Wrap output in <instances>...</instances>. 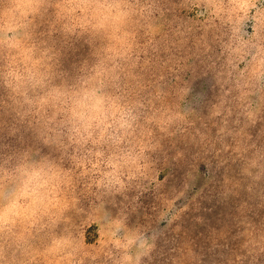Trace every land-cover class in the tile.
Instances as JSON below:
<instances>
[{"label":"rangeland","instance_id":"rangeland-1","mask_svg":"<svg viewBox=\"0 0 264 264\" xmlns=\"http://www.w3.org/2000/svg\"><path fill=\"white\" fill-rule=\"evenodd\" d=\"M21 48L42 83L0 77V264H264V0H0V73Z\"/></svg>","mask_w":264,"mask_h":264},{"label":"clouds","instance_id":"clouds-1","mask_svg":"<svg viewBox=\"0 0 264 264\" xmlns=\"http://www.w3.org/2000/svg\"><path fill=\"white\" fill-rule=\"evenodd\" d=\"M119 8V5H98L97 11L106 9L108 13L111 9ZM122 13H117L116 18H119ZM13 47H19L18 43H14ZM20 55L22 61L25 64L23 70H17L15 68H9L7 72L0 73V77L3 78L7 87L11 88L14 93L22 95L26 102L31 103V100L27 96L29 88H35L37 84H41L42 81L37 79L36 72L33 69L39 63L38 60H33L31 55V49L21 48ZM31 62V67H28ZM66 95L65 90L60 86H53L49 91L40 98L41 104L52 103L55 104L61 101ZM77 98L74 101V107L72 108V117L81 122L84 127H90L93 120L102 122V117L105 111L106 99L104 96L98 94L95 88L83 87L78 92L73 94Z\"/></svg>","mask_w":264,"mask_h":264}]
</instances>
